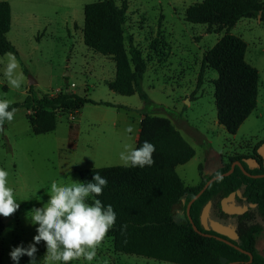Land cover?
I'll list each match as a JSON object with an SVG mask.
<instances>
[{
    "label": "rangeland",
    "instance_id": "rangeland-1",
    "mask_svg": "<svg viewBox=\"0 0 264 264\" xmlns=\"http://www.w3.org/2000/svg\"><path fill=\"white\" fill-rule=\"evenodd\" d=\"M3 1V0H0ZM12 8V26L7 38L18 51L17 72L24 80L12 88L4 76L6 55L0 54V99L23 104L12 122L0 132V168L9 173L7 186L13 189L19 209L8 218L1 216L5 229L0 235V264H17L10 252L27 248L37 235L31 223V210L49 200L47 192L58 184L82 182L80 170L124 166L120 152L124 145L135 148L138 119L144 102L135 93L121 95L108 86L115 79L116 64L83 41L84 8L100 0H5ZM127 5L126 35L148 61L142 87L159 108L148 110L169 118L184 139L195 149V156L177 167L186 185L201 182L203 174L219 170L240 156H255L264 150V22L243 18L230 33L243 38L247 61L260 74L258 106L232 135L218 123L214 80L218 73L203 66V56L225 34L226 29L185 21V10L203 0H114ZM156 42V44H155ZM129 42L126 48L129 50ZM27 70V72L24 71ZM35 83L30 85L29 82ZM32 87V88H31ZM69 90L88 95L95 103L77 113H60L54 131L35 135L30 123L32 103H24L33 93L55 95ZM109 102L131 109L99 104ZM76 129L72 143L70 125ZM132 125L134 131L125 129ZM176 215L184 218L183 208ZM177 217V218H178ZM36 264H44L46 245H36ZM257 251L264 255V231L257 235ZM171 264L114 250L106 235L96 258H81L69 264ZM18 264H30L27 255ZM61 264V262H58Z\"/></svg>",
    "mask_w": 264,
    "mask_h": 264
},
{
    "label": "trees",
    "instance_id": "trees-1",
    "mask_svg": "<svg viewBox=\"0 0 264 264\" xmlns=\"http://www.w3.org/2000/svg\"><path fill=\"white\" fill-rule=\"evenodd\" d=\"M84 13V43L115 60V79L108 82L109 88L121 95L137 93L144 102L136 148L148 141L156 149L153 153L155 163L150 167L109 166L79 172L82 183L91 182L95 173L108 181L102 195L94 199H99L105 207L111 205L116 213L115 225L107 233L113 239L114 250L171 264H264V255L256 247L257 235L264 231V177L248 178L236 167L231 175L218 178L205 189L192 204L189 216V202L210 177L228 172L232 161L222 164L210 177L202 173V180L197 185H186L177 167L190 161L195 156V149L169 118L148 110L149 106L157 110L160 105L154 103L142 87L148 61L133 44V38L126 35L127 5L118 6L114 0H100L87 4ZM184 17L189 23L207 25L209 29H226V34L205 52L203 66L218 73L214 80L218 123L235 135L258 106L260 74L246 60V41L230 31L243 18H260L264 22V1L203 0L189 6ZM11 26V5L8 1H0L1 55L8 52L18 55L16 47L7 38ZM126 42H129V50ZM28 102L32 103L30 123L35 135L54 131L60 113L77 112L84 105L95 103L88 95L69 90L55 95L33 93L24 101ZM99 104L131 111L126 106L109 102ZM22 105L10 104L9 110ZM70 129L74 131L70 138V146H73L76 129L72 124ZM260 172L264 171H255ZM236 189L258 205L256 209L251 208L236 216L239 241L235 244L252 253L251 262L248 254L230 244L196 232L189 218L205 232L201 213L207 202H212L215 214L222 213L221 200ZM92 200L90 197L87 202L92 203ZM177 206L183 208L184 218L176 215ZM124 225L126 228L122 229ZM4 229L5 222L0 216V235Z\"/></svg>",
    "mask_w": 264,
    "mask_h": 264
},
{
    "label": "clouds",
    "instance_id": "clouds-1",
    "mask_svg": "<svg viewBox=\"0 0 264 264\" xmlns=\"http://www.w3.org/2000/svg\"><path fill=\"white\" fill-rule=\"evenodd\" d=\"M5 55L7 63L4 76L10 87L19 89L24 80L23 73L17 72L19 61L11 52ZM10 104L11 101L0 99V132L4 131L6 122L13 121L17 111L16 108L9 110ZM125 131L131 133L134 127L129 125ZM155 150L154 144L148 141H144L139 148L125 144L124 151L119 156L125 167L144 168L155 163ZM8 175L7 171L0 168V216L5 218L11 217L20 207L14 198L13 189L7 186ZM107 183V179L99 173H95L93 180L87 183L72 180L68 184H58L54 180L47 192L50 197L47 203L31 210L30 221L33 225H38L33 243L27 248H13L10 252L11 259L18 264L21 256L27 255L30 264H36V245L43 241L46 245L44 264H69L70 261L81 258L93 261L117 219L111 205L105 207L99 199H94L102 195ZM90 197H93L92 203L87 202Z\"/></svg>",
    "mask_w": 264,
    "mask_h": 264
},
{
    "label": "flooded vegetation",
    "instance_id": "flooded-vegetation-1",
    "mask_svg": "<svg viewBox=\"0 0 264 264\" xmlns=\"http://www.w3.org/2000/svg\"><path fill=\"white\" fill-rule=\"evenodd\" d=\"M238 162H240L242 164V166L244 167L245 170H243L237 164ZM233 163H235V169H236V167H239L242 170V172L246 175V177H248V178L249 177L258 178V177H254L255 175H261L260 177H264V172L255 173V171H264V158L262 157V155L260 153H257V157L252 156V155L251 156H240V157H238V159H233L232 160V164ZM213 173L214 172H212L211 174H207L206 176L210 177V175H212ZM213 177H216V176L210 177L209 180L212 179ZM239 178L241 180H243L242 177H239ZM233 193H234V197H233L232 200H230L228 202V205L231 206L232 204H234L235 206H241V207L248 206V210L246 212H248L249 209H251V208H253V209H256L257 208V206H258L257 203L251 202L246 195H243V193H242V191L240 189H236V190L230 192L223 199L229 197ZM223 199L221 200L222 213L219 212V213H216V214H215V209H213L212 202L209 201V202H211V206H210V212H209L208 223H207L208 228H206L204 225H202V226H203V229L205 230L204 233H206V234L209 235L208 237H216V238L217 237H222L224 239H227V240L235 243V242H238L239 241V235H238V239L231 240L228 237H226L224 235H221V234L215 232L212 229V227H211V221L213 220V221L219 222V223H221L223 225L230 226V227L234 228L236 230L237 234H238V231H237L238 224H237V217H236V216H238V214L231 215V214H228V213L224 212L223 211V208H222V201H223ZM209 202H207V204ZM251 204H255V205L254 206H251ZM245 213H243V214H245ZM240 215H242V214H240Z\"/></svg>",
    "mask_w": 264,
    "mask_h": 264
},
{
    "label": "water",
    "instance_id": "water-1",
    "mask_svg": "<svg viewBox=\"0 0 264 264\" xmlns=\"http://www.w3.org/2000/svg\"><path fill=\"white\" fill-rule=\"evenodd\" d=\"M35 83V81L34 80H31L30 82H29V84L30 85H33ZM260 154L262 155V157L264 158V150L262 151V152H260ZM243 170H245L244 169V167L242 166V164L240 163V162H238L237 163ZM234 169H235V163H233L232 165H231V168H230V170L228 171V172H226V173H224V174H220V175H217L216 177H213L212 179H210L206 184H205V186H204V188L189 202V204H188V207H187V213H188V215L190 216V209H191V206H192V204L195 202V200L196 199H198L201 195H202V193L205 191V189L214 181V180H216V179H218V178H220V177H223V176H229V175H231L232 173H233V171H234ZM245 172V171H244ZM247 174V173H246ZM261 175H255L254 177H260ZM233 197H234V193L233 194H231L229 197H227V198H225V199H223V201H222V208H223V211L224 212H226V213H228V214H231V215H234V214H238V215H240V214H243V213H245L247 210H248V206H244V207H241V206H235L234 204H232L231 206L230 205H228V202L230 201V200H232L233 199ZM255 204H251V206H254ZM210 206H211V202H209L204 208H203V211H202V213H201V223H202V225H204L206 228H208V225H207V223H208V217H209V212H210ZM190 218V221H191V223L193 224V228L195 229V231L196 232H199V233H201V234H203V235H205V236H209L208 234H206V233H204V232H202L201 230H199L198 228H197V226L194 224V222H193V220L191 219V217H189ZM211 227H212V229L215 231V232H217V233H219V234H221V235H224V236H226V237H228L229 239H231V240H236V239H238V234H237V232H236V230L234 229V228H232V227H230V226H226V225H223V224H221V223H219V222H216V221H211ZM217 239H219V240H221V241H223V242H225V243H228V244H230L231 246H233V247H235V248H237L238 250H240L241 252H244V253H246V254H248L249 256H250V262L252 261V259H253V255H252V253H250L249 251H246V250H244V249H242L240 246H238V245H236L235 243H233V242H231V241H229V240H227V239H224V238H222V237H217ZM232 264H236V262H233Z\"/></svg>",
    "mask_w": 264,
    "mask_h": 264
},
{
    "label": "crops",
    "instance_id": "crops-1",
    "mask_svg": "<svg viewBox=\"0 0 264 264\" xmlns=\"http://www.w3.org/2000/svg\"><path fill=\"white\" fill-rule=\"evenodd\" d=\"M264 1V0H263ZM12 9V8H11ZM84 11H85V8H84ZM84 16H85V13H84ZM85 18V17H84ZM259 21H261L260 20V18H259ZM83 41H84V38H83ZM247 51H248V48H247ZM246 55H247V52H246ZM247 60V59H246ZM249 63V62H248ZM253 66V65H252ZM256 68V67H255ZM113 81V80H112ZM109 82H111V81H109ZM108 84V83H107ZM78 112V111H77ZM77 112H75V113H77ZM142 118H143V114H141L140 115V117H139V119H138V121H137V123H138V129H137V133H136V136H135V144L137 145V141H138V139H139V134H140V130H141V121H142ZM136 145H135V148H136Z\"/></svg>",
    "mask_w": 264,
    "mask_h": 264
}]
</instances>
